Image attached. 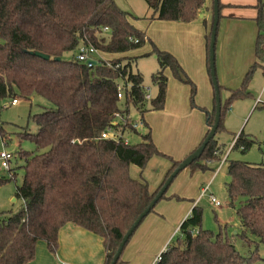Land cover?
<instances>
[{
  "label": "trees",
  "instance_id": "1",
  "mask_svg": "<svg viewBox=\"0 0 264 264\" xmlns=\"http://www.w3.org/2000/svg\"><path fill=\"white\" fill-rule=\"evenodd\" d=\"M144 2L150 12L148 21L192 23L198 20L202 10L210 13L205 35L208 69L213 0ZM260 3L257 0V5ZM221 8L218 0L219 20ZM129 19L137 20L119 9L113 0H0V101L38 96L53 106L29 115L28 120L37 127L35 134L26 131L18 134L19 138L30 140L35 151L18 152V157L24 159L23 179L16 186L14 196L21 205L14 213L0 212V264L31 262L39 241L45 243L48 252L55 253L58 232L67 224L100 237L105 251L103 264H110L126 231L179 165L180 161L158 151L143 116L163 109L166 71L177 82L189 86L192 107L195 86L174 56L151 44L150 53L156 56L158 70L150 79L157 94L145 99L143 79L132 70L134 57L128 54L141 49L146 37ZM254 21L257 29L254 62L239 86L228 89L215 134L222 129V118L233 101L250 95L247 86L253 72L264 65L262 8L258 7ZM202 22L206 25L204 19ZM82 44L108 56L113 67L99 62L88 68L77 62L75 56L64 60L63 56ZM39 54L48 59L40 58ZM117 64L120 68L114 67ZM119 83L125 87L121 99L117 98ZM218 88L220 92L222 87L218 85ZM132 110L146 131L141 142L131 145L123 140L100 139V134L113 122L120 129L134 132ZM202 112L206 136L214 121V97L211 111ZM214 136L200 157L189 164L190 171H204L208 169L207 163H220L222 151L219 153ZM0 137L5 144V132L1 128ZM232 143L231 150L244 152L255 141L245 139L240 133ZM154 156L170 159L171 167L164 181L151 191L147 183L131 178L128 168L134 165L142 171ZM7 172L13 180L15 172L9 168ZM226 172L229 206L238 215L240 233L227 237L221 232L214 234L202 229V210L194 206L179 225L175 241L158 254L159 260L153 264L255 263L256 254L240 255L235 241H248L251 236L264 242V165L233 160L227 163ZM163 198L164 194L159 200ZM122 254L123 251L115 264H122Z\"/></svg>",
  "mask_w": 264,
  "mask_h": 264
},
{
  "label": "rangeland",
  "instance_id": "2",
  "mask_svg": "<svg viewBox=\"0 0 264 264\" xmlns=\"http://www.w3.org/2000/svg\"><path fill=\"white\" fill-rule=\"evenodd\" d=\"M113 1L119 9L137 18V20H134L138 21L135 26H144L147 23L146 21L148 20L146 18L149 16L150 12L144 0ZM258 7H260V9L262 8V13H264V0H261V3L257 5V13ZM243 23L244 24H240L243 39L238 41L241 51H245V49L250 50L249 44L252 46L254 39L252 42H249L248 37L251 36L252 30L256 31L254 23H252V25L248 22ZM216 48H218V30L215 42V69L218 64V51H216ZM76 51L77 49L72 53L63 56L64 60H71L73 56L76 55ZM132 56L134 57L132 70L141 75L143 86L145 89H149L152 98L155 97L157 94V88L152 84L150 79L151 75L158 70V63L155 54L150 53V51L147 52L142 50L141 52L132 54ZM236 57L237 51H231L229 65L232 66L234 64ZM250 61L251 63L253 62V53L252 56L250 55ZM248 69L249 67L246 71ZM229 76L237 78L238 70H231ZM192 82L195 86V94L193 98L194 107H192L190 101V88L183 84V86L187 88V111H194L203 114V122L205 124V115L202 111H209L212 109V85L209 84L211 92V95H209L207 90H204L200 84L197 85L194 81ZM208 83H210L209 79ZM231 84L232 85H229L230 87L225 86L220 89L219 96L222 104L228 97V88L235 89L240 83H237V80H234ZM247 90L250 95L233 101L229 110L225 112L222 118V129L214 136L217 147L220 149L219 153L222 151V154L220 155L221 159L227 154L226 161L223 162L220 167H218L219 162L207 163L208 169L204 171H190L189 168H186L179 172L164 193V198L155 204L153 211L143 219L138 227H143L156 219L157 221H162L160 231L163 236H165V232L167 233V236L165 237L166 247L172 241H175L176 236L178 235L179 225L188 216L190 210L194 206H197L202 210V229L210 230L214 234L221 232L223 235L226 234L227 237L240 233V221L238 215L235 213V209L229 206L226 191V184L229 182V177L226 172V166L229 161L233 160L251 165H264V65H262V67H257L254 70L252 78L248 83ZM10 101V99L0 101V128L5 132L6 137L5 144L2 143L0 137V154L6 152L12 155L11 160L8 162V166L16 175L13 180H10L9 173L7 172L8 169L2 168L0 161V180H3L0 182V212L14 213L21 205L20 200L16 199L14 195L16 186L22 183V166L24 165V159L18 157V152L20 150L27 153L35 151L33 143L30 140L19 138L18 134L24 131L30 134H35L37 132V127L28 120L29 115L39 114L44 110L53 108V106L50 102L38 96H33L31 99H17V104L14 106H10ZM169 104L170 107H175L174 103L169 102ZM208 104L209 107H206ZM180 109L183 110V108L177 104V111L179 112ZM130 116H132L133 119L139 118L138 114L133 110L131 111ZM147 117L149 119V115ZM170 122L171 118H167L166 121H163L160 118H155L154 120L150 119V121H148L150 128L151 124H154L155 139L160 142V145L164 149L167 148L166 139L168 138L165 136L167 132L164 131V123L168 125ZM184 122L185 119L182 117L175 118V125L170 132L173 138L186 136L185 126H183ZM145 132L146 131L143 127H139L136 132H129L126 130L123 133V136L128 144L134 145L141 142V135L145 134ZM240 133L245 139H252L255 141V144L244 152L238 149L231 150L233 140ZM173 146L175 147V145ZM164 153L173 160H181L174 158L166 152H163V154ZM216 153H218V151H216ZM169 161L170 159L168 158L154 156L147 162L142 171L136 166L130 165L128 168L129 175L133 179L145 181L151 191L155 190L160 185L170 166L171 161ZM200 163L205 165L202 161H200ZM201 188H206V191L201 193ZM210 196H213L218 200L220 206L212 204L209 201ZM174 205H177L175 206L176 209H172ZM236 205L237 203H235V206ZM162 211L166 212L165 220L160 217H154L156 213L159 215L158 213H162ZM170 211L173 215H176V217L181 216V219L176 220L169 217L168 213ZM9 213L7 215H9ZM235 249L240 255L245 257L256 254V261L253 264H264V242H260L258 239L251 236L248 237V241L236 239Z\"/></svg>",
  "mask_w": 264,
  "mask_h": 264
},
{
  "label": "crops",
  "instance_id": "3",
  "mask_svg": "<svg viewBox=\"0 0 264 264\" xmlns=\"http://www.w3.org/2000/svg\"><path fill=\"white\" fill-rule=\"evenodd\" d=\"M219 2L222 8L220 11L221 19L218 23V48H216V51H218V64L215 73L219 86L230 87L229 85H232L231 83L234 80H237V83L241 82L244 74L247 72L246 69L250 68L254 62V42L257 31L252 30L251 36L248 37L249 42H252L254 39L252 46L249 44L250 50L245 49V51H241L238 41L243 39L240 24L248 22L252 25L254 23L256 29L254 20L257 16V0H219ZM200 14L202 17L192 23L146 21L147 23L144 26H135L138 21L129 19L130 23L137 30L145 34L146 43L141 49L128 55L132 56V54L141 52L142 50L151 51V44H153L156 48L174 56L186 76L197 85L200 84L211 95L209 84L212 85V83L209 69H207V51L205 45V35L208 33L210 13L207 10H202ZM202 19L205 20L206 25L203 24ZM231 51H237V57L232 66L229 65ZM252 53L253 62L251 63L250 55L252 56ZM233 69L238 70L237 78L229 76L230 71ZM165 75L167 77V93L163 109L148 112L144 114L143 118L148 126L150 125L148 123L150 119L160 118L166 121L167 118H171L170 124L164 123V131L167 132L165 136L168 137L166 139L167 148L164 149L160 145V142L156 141L154 124H151V128L149 127L152 132V140L156 148L161 150L158 151L166 152L176 159H181L175 161H182L199 146L205 136L207 127L203 122V114L187 111V88L174 80L168 71L165 72ZM207 78L210 83H208ZM169 102L174 103L175 107H170ZM177 104L183 110L180 109L178 112ZM206 107H209V104ZM179 117L185 119L183 126H185L186 136L173 138L170 132L175 125V118ZM165 176L161 183L164 181ZM175 206L177 205H174L172 209H176ZM158 214L156 213L154 217L166 219L165 211ZM168 216L176 220L181 219V216L176 217L171 211L168 213ZM161 223L162 221H157V219L153 220L133 233L123 250L122 264L154 263L155 257L166 247L165 237L167 233L165 232V236L161 234ZM104 257L105 251L100 237L67 224L58 232V247L56 252H48L45 243L39 241L35 246V258L27 264H103Z\"/></svg>",
  "mask_w": 264,
  "mask_h": 264
},
{
  "label": "water",
  "instance_id": "4",
  "mask_svg": "<svg viewBox=\"0 0 264 264\" xmlns=\"http://www.w3.org/2000/svg\"><path fill=\"white\" fill-rule=\"evenodd\" d=\"M219 9H218V0H213V20L210 29V39L208 45V69H209V76L212 83V87L214 90V100H215V113H214V121L209 129L207 135L202 140L201 144L191 152L187 157H185L182 161H180L179 165L171 172V174L166 178L163 185L159 189V191L155 194L154 198L151 200L149 205L139 214L136 218L132 226L126 231L124 236L122 237L117 250L110 262V264H115L119 259L125 244L127 243L128 239L131 237L132 233L136 229V227L141 223V221L149 214L151 209L155 206V204L159 201V199L163 196V194L168 189L169 185L173 181V179L181 172L182 170L186 169L189 164L194 161L195 159L199 158L201 153L203 152L204 148L208 144L211 138L215 135L217 130L218 124L220 122V109H221V99L219 96V88H218V81L216 78L215 73V41H216V30L219 21ZM202 15H199L201 18ZM40 58L48 59V56L39 54Z\"/></svg>",
  "mask_w": 264,
  "mask_h": 264
},
{
  "label": "built area",
  "instance_id": "5",
  "mask_svg": "<svg viewBox=\"0 0 264 264\" xmlns=\"http://www.w3.org/2000/svg\"><path fill=\"white\" fill-rule=\"evenodd\" d=\"M106 28H103V31H106ZM135 43L137 42L136 40L134 41ZM75 60L79 63L84 64L88 68H92L95 64L99 62H104L105 65L109 68L113 67V64L108 60V56H105L102 52L96 50L93 48L91 45H80L77 48L76 55H75ZM120 64L115 65V68H120ZM124 84L119 83L117 84V98L121 99L123 97V92H124ZM146 93L144 95L146 100H149L151 98V95L149 93V89H145ZM17 104V100L14 99L10 102V106H14ZM118 115H115V120H117ZM132 117V116H130ZM129 118V117H128ZM127 118V119H128ZM129 120V119H128ZM117 126V127H116ZM141 122L139 119H134V123L132 124V131H136L139 127H141ZM126 131L123 129H120L119 126L117 125L116 122H113L112 125L108 126L101 134H100V139L104 140H110L113 142H119L120 140H123L125 144H127V141L124 139L123 133ZM233 146V143H232ZM231 146V148H232ZM12 155L9 153L3 152L0 154V161H1V167L8 169V162L11 160ZM227 154H225L220 161L218 167L222 165L223 162L226 161ZM206 191V188L201 189V193H204ZM209 201L214 204L215 206H220V203L218 200H216L213 196L209 197ZM194 234L196 231H193ZM159 260V255H157L154 259V262Z\"/></svg>",
  "mask_w": 264,
  "mask_h": 264
}]
</instances>
